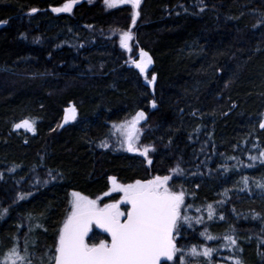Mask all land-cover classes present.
<instances>
[{
  "label": "trees",
  "instance_id": "obj_1",
  "mask_svg": "<svg viewBox=\"0 0 264 264\" xmlns=\"http://www.w3.org/2000/svg\"><path fill=\"white\" fill-rule=\"evenodd\" d=\"M77 1L55 15L69 0H0V260L14 244L23 254L27 240L32 264H48L73 192L103 206L119 199L105 195L109 177L172 174L190 220L178 222L169 264H205L184 253L218 248L226 236L236 245L224 255L264 264V163L249 158L264 151V0H144L131 30L151 57V85L114 40L97 37L126 28L130 5L106 12ZM70 104L77 118L61 126ZM140 112L128 151L113 125ZM25 120L34 131L15 127ZM100 240L108 242L93 229L86 242Z\"/></svg>",
  "mask_w": 264,
  "mask_h": 264
},
{
  "label": "snow or ice",
  "instance_id": "obj_2",
  "mask_svg": "<svg viewBox=\"0 0 264 264\" xmlns=\"http://www.w3.org/2000/svg\"><path fill=\"white\" fill-rule=\"evenodd\" d=\"M75 0H69L63 7L53 8V12H68L73 7ZM107 7H115L118 4H130L132 8V24L136 23L139 15L137 9L141 0H104ZM37 10L31 9L32 13ZM6 23V21H0ZM130 30L120 34V46L129 47L132 40ZM144 59L136 63V67L141 74H144L148 65L152 63L151 57L146 52H141ZM153 75L148 81L149 85L155 81ZM155 106V105H153ZM75 108L66 109L65 122L69 119V113L75 118ZM144 113H137L131 124L127 122L121 125H113L115 131H119L124 136V141L128 151H133V144L138 138L136 128L138 119H143ZM24 127L34 131L30 121H22L15 126ZM260 128L264 129V121H261ZM107 145L102 143L101 147ZM148 147L140 153L147 158ZM255 161L260 159L264 163V151L260 152L259 157H249ZM151 163V161H149ZM176 174H182L179 166L172 170ZM169 176H156L147 181L137 180L131 184H119L114 177H109L111 187L109 192L122 193L119 200L113 203H106L101 207L97 200L89 199L79 192H73L70 201V212L66 215L62 226L58 229L54 252L49 249L45 252L48 257V264H162L163 260L173 261L178 251L174 243V232L178 227V222L183 219L188 222L187 215L181 216V208L184 203L185 192L172 190L168 182ZM247 183L248 178H244ZM257 187L264 188V183L257 181ZM109 195V193H105ZM22 198V197H21ZM129 207L126 211L121 210V205ZM209 218L213 216L212 206L209 205ZM7 210H4L6 212ZM3 215V212H0ZM124 218V219H122ZM223 219V217H221ZM93 226L106 232L110 237V243L100 240L98 244H88L86 237L92 231ZM37 228L41 225L37 224ZM31 230V229H30ZM208 240L215 237L207 232L201 233ZM227 245H236V240L231 236L224 238ZM226 245V246H227ZM213 249L205 247L202 252H197L196 248L191 249L193 256L203 255L210 258ZM0 264H32L28 253V242L25 240L23 254L19 247L14 244ZM43 264V261H41ZM180 264H185L181 260ZM209 264L211 260L209 259ZM233 264H241L239 259H235Z\"/></svg>",
  "mask_w": 264,
  "mask_h": 264
},
{
  "label": "rangeland",
  "instance_id": "obj_3",
  "mask_svg": "<svg viewBox=\"0 0 264 264\" xmlns=\"http://www.w3.org/2000/svg\"><path fill=\"white\" fill-rule=\"evenodd\" d=\"M82 2H84L87 6H92V5L96 4V3H99L105 9L106 12H112V11H114L116 9L122 10L123 5H127L126 3H124V4H118L115 7L109 8V7H107L105 5L104 0H82ZM65 3H67V2H65ZM65 3H63L60 6H58L57 8L63 7V5ZM128 5H130V4H128ZM129 7H130V11L131 12H128V14L126 16V17H128V19H126V21H128V26L126 28H123V29L118 28L116 30H108V31H103V32L97 31L98 32L97 33V37L100 38L101 40H104V41L105 40H114L117 43L118 47L120 49H122L126 53V55H127V64L129 66H131V67H134V64L137 63V61L139 60V54L143 50L140 49V48H138V46L136 45V42H134V35L133 34H132V37H133L132 40L128 42L129 43V47L128 48H122L120 46V40H119L120 34L123 31L130 30L131 33H134V31H135V29L134 30H131V28H132L131 26H134L132 24V11L133 10L131 8V5ZM71 12H72V8L68 12L61 11V12H53V13L56 15V14H70ZM151 64L148 65L145 73L144 74H141L142 75V79H143L144 82L145 81L148 82L149 80H151L148 77V73H149V70L151 68ZM73 107L75 108L74 105L70 104L66 109L73 108ZM65 115H66V112L64 111V113H63V120H62L61 126H64V125H66L68 123H71V122H73L77 118V112L75 111V118L73 119L72 116H71V114L69 113V119H68L67 122H65ZM136 117H137V115L134 118H136ZM143 120L144 119H138L137 120L136 128L139 130L136 133L137 136H138L139 133H141V125L143 123ZM126 146L128 147L127 143H126ZM148 149H149V151H152V148L151 147L148 148ZM133 151H136V150L134 149ZM169 177H170V180H169V182H170L171 179L173 178V175L170 174ZM169 182H168V185L170 184ZM108 193L110 194L111 192H108ZM113 193H114V195H118L119 197H121V195H122V193H119V192H113ZM72 198L73 197L71 195L70 196V201L72 200ZM93 200H97L98 204L100 205V203H99L100 199L97 198V199H93ZM184 201H185V199H184ZM108 203H113V202H108ZM101 207H103V206H101ZM182 208H183V205H182ZM182 208H181V213H182ZM69 212H70V207H69ZM182 223H183V225L188 226V222H185L184 220H182ZM210 241H212V240H210ZM226 245H227V243L226 244L223 243V245L221 244V245L216 246L218 248H213V252H212V255H211L210 258H205L203 255H199L198 257H201L202 260H204V263L205 264H209V259L211 260V264L213 263L212 262L213 259H214V264H224L223 262H228V263L232 262L233 263L234 259L230 258V256H229L230 255V245H228V246H226ZM205 247H208V246L205 245V246L201 247L200 250L197 251V252H202ZM223 253H229V255H224ZM184 256H185V259L186 260H190V258H192L193 260H195L194 258H196V256H193L191 252L190 253H184Z\"/></svg>",
  "mask_w": 264,
  "mask_h": 264
},
{
  "label": "water",
  "instance_id": "obj_4",
  "mask_svg": "<svg viewBox=\"0 0 264 264\" xmlns=\"http://www.w3.org/2000/svg\"><path fill=\"white\" fill-rule=\"evenodd\" d=\"M144 0H141V3L143 2ZM75 4H78V1L76 2V3H74L73 4V6L75 5ZM141 5V4H140ZM140 7V6H139ZM139 10V8L137 9V11ZM2 24H0V26H1ZM142 52V51H141ZM143 52H145V51H143ZM144 59V57H142L141 56V53L139 54V60L137 61V63L138 62H140V61H142ZM136 65V63L134 64V69H136L137 71H139V69L135 66ZM146 85H147V82L145 81L144 82ZM21 129H23V130H27L26 128H24V127H20ZM148 164V163H147ZM120 199V198H119ZM118 199V200H119ZM121 206H127V207H129L128 205H126V204H122ZM122 219H124V218H122ZM93 228L95 229V230H97L99 233H101L102 235H104V236H106L107 238H108V242L110 243V241H111V237L106 233V232H103L101 229H99V228H96L95 226H93ZM92 228V229H93ZM175 233V232H174ZM89 234H90V232H89ZM89 234H88V236H89ZM88 236L86 237V240H87V238H88ZM174 243H175V241H174ZM176 244V243H175ZM175 258V257H174ZM174 261V260H173ZM173 261H167V260H163V262H162V264H168V263H172Z\"/></svg>",
  "mask_w": 264,
  "mask_h": 264
},
{
  "label": "bare ground",
  "instance_id": "obj_5",
  "mask_svg": "<svg viewBox=\"0 0 264 264\" xmlns=\"http://www.w3.org/2000/svg\"><path fill=\"white\" fill-rule=\"evenodd\" d=\"M90 235V234H89Z\"/></svg>",
  "mask_w": 264,
  "mask_h": 264
}]
</instances>
